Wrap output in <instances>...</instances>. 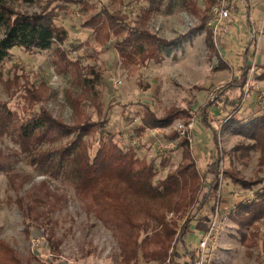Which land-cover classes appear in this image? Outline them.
<instances>
[{
  "label": "trees",
  "instance_id": "trees-1",
  "mask_svg": "<svg viewBox=\"0 0 264 264\" xmlns=\"http://www.w3.org/2000/svg\"><path fill=\"white\" fill-rule=\"evenodd\" d=\"M22 1L33 3L37 0ZM144 1L148 7L143 19L138 25L132 26L122 11L112 12L104 8L96 12L92 4L83 0H50L40 12L33 14L15 12L5 0H0V27L6 26L4 37L0 40V64L15 47L30 51L47 50L57 45L59 48L53 50L56 72L71 76L73 85L80 89L68 93V102L77 120L74 125L55 117L43 105L49 100L50 91H53L44 81L38 88L28 90L25 104L31 112L29 117L23 119L8 104L0 103V138L8 137L17 147L10 152L0 149V174L5 176L8 188L18 194L12 202L22 215L25 235L31 239L32 228H42L51 221L50 215L57 208L54 200L62 201L64 196L52 191L50 181L61 178L70 183L75 194L84 202L86 210L114 232L122 264H139L141 256L147 263L155 264L189 257L184 264H194L196 254L188 248L186 237L192 224L207 206L218 208L221 182L228 180L244 190H255L253 200L239 202L228 213V218L238 227L241 245L249 257H252L251 249L260 245L259 258L261 264H264V176L244 179L231 166L225 168V155L220 147V132L233 131L254 141L261 154L259 164L264 166V115L247 120L238 116L251 71V65L247 64L249 48L243 54L239 76L218 88L217 97L209 98L198 110L200 122L210 132L214 147L203 174L189 138L171 128L180 120L185 126L192 123V115L177 106H172L162 116H157L146 106L134 131L140 137L149 129L171 128L168 137L177 141L174 149L181 150L182 157L176 170L168 173L157 184L154 182L158 176L157 164L153 160L139 158L134 147L124 150L118 142L107 140L99 142L100 147L95 154L89 152L90 144L85 138L101 135L106 122L91 120L82 107L86 105V99L90 98L97 112L102 113L96 92L100 77L94 70H91V78L81 76L79 64L72 61L62 48L68 34L65 28L56 25L55 20L61 12L68 10L69 5L81 7L88 15L83 27L92 30L97 45L105 46L113 38L118 40L116 50L125 66L131 63L160 64L164 60V50L177 47L187 36L199 32H205V44L210 54L219 56L213 32L207 28L215 0H205V10L198 16L197 26L173 39H165L151 32L146 21L153 12L161 10L165 1L167 7L171 8L176 0ZM180 1L192 13L199 14L195 0ZM56 2L58 4L53 7ZM218 62L220 66L226 67L220 58ZM256 66V74L252 78L264 82V64L258 63ZM203 90L205 88L200 85L190 88L193 92ZM236 90L243 93L235 105L229 100V94ZM222 98L233 109L221 121L220 129L217 130L212 125L211 109ZM185 114L186 118L182 119ZM249 149H242V156ZM21 155L45 176L22 196L19 195L20 190L32 177L28 173L14 170L13 161ZM166 164L167 160L162 159L161 167ZM169 215L172 217L169 218ZM179 220H183L181 225ZM48 231L53 236V232ZM49 241L52 239L49 238ZM0 264H20L16 251L1 239Z\"/></svg>",
  "mask_w": 264,
  "mask_h": 264
},
{
  "label": "rangeland",
  "instance_id": "rangeland-1",
  "mask_svg": "<svg viewBox=\"0 0 264 264\" xmlns=\"http://www.w3.org/2000/svg\"><path fill=\"white\" fill-rule=\"evenodd\" d=\"M5 1L15 12L33 14L40 12L50 0H37L33 3L22 0ZM83 1L92 4L96 12L104 8L112 12L122 11L132 26L140 23L148 7L144 0ZM195 2L198 15L182 5L180 0H176L171 8L167 7L165 1L160 11L150 15L146 25L151 32L165 39L185 34L199 24L198 16L205 10V0ZM57 4L58 2L54 3L53 7ZM237 11L236 19L232 23L236 40L224 35L215 38L218 54L226 67L220 66L219 56L208 51L205 32L191 34L177 47L164 50V60L160 64L131 63L125 66L116 50L118 40L113 38L105 46H99L94 41L92 30L83 27L88 15L81 7L69 5L68 10L61 12L55 23L65 28L68 34L62 48H65L72 61L79 64L81 76L91 78V70H94L100 77L96 92L102 113L97 112L90 98L86 99V105L82 107L91 120L106 122L101 135L85 138L90 144L89 152L95 154L100 147L99 142L107 140L118 142L124 150L134 147L139 158L153 160L157 164L158 176L154 181L157 184L168 173H173L181 161V150L174 149L177 141L169 139L168 134L171 128L182 121H176L171 128L162 132L147 131L140 137L134 131L146 106L157 116H162L169 108L177 106L187 110L193 117L189 135L194 157L203 174L214 148L210 133L200 124L197 115L199 108L213 97L218 88L239 76L243 54L248 46L250 57L247 64L250 65L254 59L257 63L264 64V35L257 50L254 43L249 45L248 33L252 26L258 27L263 21L264 0H256L255 3L249 0L248 4L238 0ZM245 28L249 30L247 33L241 31ZM5 31L6 26H1L0 40L4 37ZM56 48L59 47L54 45L47 50L30 51L21 47L13 48L10 56L0 64V103L8 104L14 113L23 119L27 118L31 114L25 104L28 90L38 88L44 81L53 91H50V98L43 105L51 110L55 117L74 125L77 120L69 105L68 93L73 89L76 91L80 89L73 85L71 76L56 72L53 63V50ZM249 76L244 98L238 110V116L245 120L264 115V82L253 79L251 72ZM115 82L121 84L115 87ZM193 85H200L208 90L190 91ZM242 93L239 90L230 93L229 100L236 105ZM232 109L224 98L211 109L212 125L217 130ZM185 118L186 114L182 119ZM220 147L225 155V168L231 166V169L244 179H254L256 175L264 176V166L261 167L259 164L260 150L253 140L239 136L233 131H223L220 132ZM247 147H250L248 153L242 156V149ZM0 149L10 152L17 147L8 137H3L0 138ZM162 159L167 160L165 167L160 165ZM13 168L32 177V180L20 190V196L29 191L34 183H39L45 178L43 172L32 167L24 155L15 158ZM50 185L52 191L63 195L64 198L59 202L57 199L54 200L57 208L50 215L51 221L42 228L30 229L32 238L29 239L25 235L22 215L12 202L18 194L8 188L5 176L0 174V239L16 251L20 264H122L114 232L86 210L84 202L75 194L70 183L57 178L52 179ZM254 192L255 190H244L239 185L222 180L218 208L211 207L206 232L196 240L191 239L193 233L186 237L187 246L194 251L196 259L203 254L204 264H261L260 245L251 249L252 257H249L241 245L238 227L228 218V213L239 202L253 200ZM171 217L169 215V218ZM182 223L183 220H179V224ZM211 223L216 224V230L212 234V239L206 240ZM48 230L53 232V236L49 235ZM49 238L52 241H49ZM205 241L203 249L201 244ZM188 258L167 260L159 264H184ZM139 264L155 263H147L141 256Z\"/></svg>",
  "mask_w": 264,
  "mask_h": 264
},
{
  "label": "built area",
  "instance_id": "built-area-1",
  "mask_svg": "<svg viewBox=\"0 0 264 264\" xmlns=\"http://www.w3.org/2000/svg\"><path fill=\"white\" fill-rule=\"evenodd\" d=\"M237 6H238V0H215V3L213 4L210 10L209 19L207 22V28L212 30L214 35V40L215 38H218L219 35L231 36L230 33L232 30V23L233 20L236 19L238 13ZM263 35H264V18L260 26L258 27L252 26L251 29V40L256 46L257 50L259 48V44ZM257 64L258 63L256 62L255 59L253 60V62L250 63L251 65L250 72L252 76L256 71L255 67ZM120 84H121L120 82H115V87H117ZM173 129L177 131L181 136H187L191 143V138L189 134H190V130L192 129V123L189 126H185L182 122H180L177 123ZM153 131L162 132L163 130L155 129ZM215 230H216V224L211 223L209 230L207 231L206 240L212 239V234L215 232ZM205 245H206V241L202 242L201 247L204 249ZM203 258L204 256L202 254L201 257L195 260L194 264H204Z\"/></svg>",
  "mask_w": 264,
  "mask_h": 264
},
{
  "label": "crops",
  "instance_id": "crops-1",
  "mask_svg": "<svg viewBox=\"0 0 264 264\" xmlns=\"http://www.w3.org/2000/svg\"><path fill=\"white\" fill-rule=\"evenodd\" d=\"M241 1H243V2H245V3H249V0H241ZM254 3H255V1L256 0H252ZM248 8H249V6H248ZM251 11V9H249V12ZM249 16H250V13H249ZM249 20V19H248ZM238 22H240V21H238ZM241 24H242V20H241V22H240ZM233 29H234V27H233ZM241 31L242 32H245V33H247L249 30H248V28L246 29L245 28V30L244 29H241ZM249 33V35H250V42L252 41L251 40V30H250V32H248ZM230 35L233 37V39L234 40H236V36L233 34V31L231 30V33H230ZM160 37V36H159ZM239 38H240V36H239ZM253 43V42H252ZM249 44H251V43H249ZM247 48H249V46L247 47ZM172 49V48H171ZM219 58H220V56H219ZM226 66V65H225ZM194 86V85H193ZM205 90H208V89H205ZM204 91V90H203ZM194 92H196V91H194ZM214 95H215V97H217V92H215L214 93ZM197 115H198V113H197ZM198 117H199V115H198ZM193 119V118H192ZM193 121V120H192ZM199 121H200V119H199ZM200 124H201V126L203 127V125H202V123L200 122ZM204 128V127H203ZM165 129H168V128H164V129H160V130H165ZM208 133H210L206 128H204ZM152 130H155V129H152ZM152 130L150 131V129L149 130H147V131H149V132H152ZM171 130V129H170ZM146 131V132H147ZM211 135V134H210ZM211 138V137H210ZM212 142V141H211ZM214 148V147H213ZM211 207H212V205L211 206H207V208H205L203 211H202V213L200 214V216L198 217V219L192 224V226H191V230L189 231V234L190 233H193V235H192V237H191V239L193 238L194 240H196L197 238H199L200 237V235H202V234H204L205 232H206V230H207V228H208V224H209V218H208V213H209V211H211Z\"/></svg>",
  "mask_w": 264,
  "mask_h": 264
},
{
  "label": "bare ground",
  "instance_id": "bare-ground-1",
  "mask_svg": "<svg viewBox=\"0 0 264 264\" xmlns=\"http://www.w3.org/2000/svg\"><path fill=\"white\" fill-rule=\"evenodd\" d=\"M215 97H214V95H213V97L211 98V99H214Z\"/></svg>",
  "mask_w": 264,
  "mask_h": 264
}]
</instances>
